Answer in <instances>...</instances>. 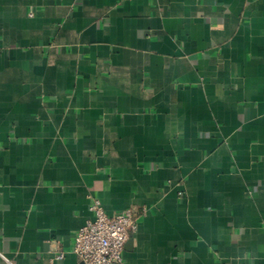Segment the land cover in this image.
Returning a JSON list of instances; mask_svg holds the SVG:
<instances>
[{
	"label": "crops",
	"instance_id": "1",
	"mask_svg": "<svg viewBox=\"0 0 264 264\" xmlns=\"http://www.w3.org/2000/svg\"><path fill=\"white\" fill-rule=\"evenodd\" d=\"M93 195L126 264H264V0H0V264H82Z\"/></svg>",
	"mask_w": 264,
	"mask_h": 264
},
{
	"label": "built area",
	"instance_id": "2",
	"mask_svg": "<svg viewBox=\"0 0 264 264\" xmlns=\"http://www.w3.org/2000/svg\"><path fill=\"white\" fill-rule=\"evenodd\" d=\"M90 209L94 218L80 227L75 233L74 252L82 264H126L123 252L131 235L138 229L139 214L129 207L125 210L108 214L101 200L91 196ZM147 208H142L146 214ZM64 251L57 254L63 258ZM6 264H17L12 258L1 254Z\"/></svg>",
	"mask_w": 264,
	"mask_h": 264
}]
</instances>
